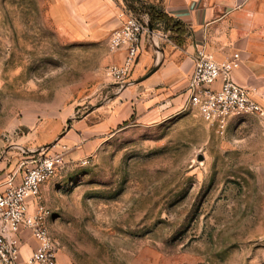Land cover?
<instances>
[{"label": "rangeland", "instance_id": "374dc122", "mask_svg": "<svg viewBox=\"0 0 264 264\" xmlns=\"http://www.w3.org/2000/svg\"><path fill=\"white\" fill-rule=\"evenodd\" d=\"M90 1L0 0V180L63 154L41 187L58 264H264L263 117L113 121L139 61L122 86L109 38L130 1Z\"/></svg>", "mask_w": 264, "mask_h": 264}, {"label": "crops", "instance_id": "0c3cea01", "mask_svg": "<svg viewBox=\"0 0 264 264\" xmlns=\"http://www.w3.org/2000/svg\"><path fill=\"white\" fill-rule=\"evenodd\" d=\"M90 2L84 8H97L102 12H109L110 8L117 5L121 8L117 0ZM145 2L158 6L170 17L184 23L189 34L182 45L170 39V32L165 30L158 33L154 30V34L142 36L141 53L133 81L121 91L117 103V108L121 109L113 114V121H125L132 117L142 122L156 121L180 112L188 98L187 87L193 69V56L203 46L217 61L238 52L241 64L234 72V80L242 86L251 84L264 89V0ZM160 36H168L169 40ZM125 55L124 50L116 52L120 62H123ZM154 68H157L156 71L148 76ZM68 139L77 138L69 133L61 139L63 145L69 142ZM64 154L66 157V152ZM17 180H21L20 174ZM2 183L0 180V185ZM27 234L22 247L23 258H27L37 247V242L26 237Z\"/></svg>", "mask_w": 264, "mask_h": 264}, {"label": "built area", "instance_id": "2783aa9c", "mask_svg": "<svg viewBox=\"0 0 264 264\" xmlns=\"http://www.w3.org/2000/svg\"><path fill=\"white\" fill-rule=\"evenodd\" d=\"M148 23V14L142 16L125 9L123 25L110 35L111 49L126 52L123 62L112 67L113 75L122 86L128 84L127 79L137 63L142 36L154 34L149 31ZM163 37L169 40L168 36ZM240 64L238 52L217 61L204 46L198 48L193 56L188 98L183 109L196 110L219 131L238 113H253L264 119V108L250 89L233 78ZM32 163L23 171L20 181L15 172L0 185V264H58L57 246L49 230L52 211L42 202L41 187L64 164V157L53 152ZM26 233L37 242V247L23 258Z\"/></svg>", "mask_w": 264, "mask_h": 264}, {"label": "trees", "instance_id": "16d2710c", "mask_svg": "<svg viewBox=\"0 0 264 264\" xmlns=\"http://www.w3.org/2000/svg\"><path fill=\"white\" fill-rule=\"evenodd\" d=\"M129 1L130 4L126 9L131 10L136 14L141 12L148 14L149 24L151 25L153 31L158 25H163V29L170 32V39L175 41L178 45H182L185 42V38L189 34V29L184 23L170 17L161 8L152 3L142 2L139 0Z\"/></svg>", "mask_w": 264, "mask_h": 264}, {"label": "water", "instance_id": "95a60500", "mask_svg": "<svg viewBox=\"0 0 264 264\" xmlns=\"http://www.w3.org/2000/svg\"><path fill=\"white\" fill-rule=\"evenodd\" d=\"M148 28H149V31H151V32L153 31V29H152V27H151V25H150L149 23H148ZM156 69H157V68H154V69L148 74V76L151 75L153 72H155Z\"/></svg>", "mask_w": 264, "mask_h": 264}]
</instances>
